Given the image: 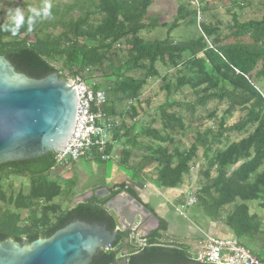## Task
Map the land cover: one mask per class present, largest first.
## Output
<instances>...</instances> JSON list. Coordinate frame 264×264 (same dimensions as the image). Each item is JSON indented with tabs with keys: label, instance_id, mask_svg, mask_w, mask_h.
Segmentation results:
<instances>
[{
	"label": "trees",
	"instance_id": "trees-1",
	"mask_svg": "<svg viewBox=\"0 0 264 264\" xmlns=\"http://www.w3.org/2000/svg\"><path fill=\"white\" fill-rule=\"evenodd\" d=\"M238 1L231 0L238 8L249 4ZM151 4L152 0H71L61 8L51 7L50 16L39 18L31 31L25 25L16 36L2 28L9 21H0V55L30 78L41 79L56 72L60 78L79 76L93 89H102L106 95L103 111L113 122L105 151L113 155L115 145H121L119 166L141 182L147 175L145 168L152 166L155 187H180L202 148L204 163L198 173L205 181L195 192L196 205L206 218L222 221L234 237L264 259V216L251 212L250 207L257 202L264 211V92L258 82L264 74V14L260 19L239 21L233 13L232 24L226 25L228 32L223 34L218 24L197 25L198 11L204 12L206 7L179 4L166 37L149 40L143 38V31L165 25L148 15ZM260 5L264 8V0ZM180 22L196 24L198 35L175 41L170 32ZM122 45L124 56L119 53ZM259 62L260 70L255 71ZM157 63L175 70L174 83L169 74H160ZM98 72L102 81L93 78ZM158 76L166 98L159 111L160 128L152 127L155 120L127 124V117L134 120L139 115L137 106L148 79ZM185 87L195 96L193 101L172 98ZM212 100L226 106L219 119L215 110L208 114L216 129L196 130L190 146L180 148L175 136L186 128L181 107L193 116L197 106L205 107ZM237 110L242 116L226 125V116ZM232 132L242 136L229 142ZM139 137L146 139L140 143L143 151L131 163L129 146H136ZM56 155L49 151L0 164V241L28 244L77 219L96 221L113 231L118 223L104 204L121 192L140 200L133 189L119 184L110 187L106 196L92 193L63 208L55 199L71 198L76 181L51 176L68 163L57 164ZM111 157L105 160L94 155L88 161L104 164ZM11 177L26 178L25 190L15 192L12 183L5 186ZM226 206H231L227 212L223 211ZM146 208L157 217L158 227L141 236L142 244L134 245L128 240L130 233L121 230L112 247L98 249L89 264H202L185 245L160 241L166 238L167 221L148 205ZM23 210L25 217L21 216Z\"/></svg>",
	"mask_w": 264,
	"mask_h": 264
},
{
	"label": "rangeland",
	"instance_id": "rangeland-1",
	"mask_svg": "<svg viewBox=\"0 0 264 264\" xmlns=\"http://www.w3.org/2000/svg\"><path fill=\"white\" fill-rule=\"evenodd\" d=\"M71 0H0V21L8 22V12L11 9L17 7L21 8L25 15L30 13V9L36 8L39 10V6L42 4H50L51 7L59 5L61 8L65 3ZM249 4L246 6H241V8L236 7L231 0H152V4L148 8V15L158 17V23H165V25H157L156 27L145 30L142 32V36L145 39H161L166 37L168 25L176 16V10L179 4H184L187 7H206L204 12L200 11L197 18V25L199 22H206L212 25H219L221 27L222 33L228 32L226 25L232 24V14L236 13L239 21H245L248 19H260L264 14V8L260 5V1L263 0H247ZM238 3L241 5L242 1L239 0ZM196 24H186L185 22H180L176 28L171 30L170 36L175 41L189 40L190 38L198 35V26ZM120 55L124 56L125 51L123 50V45L120 49ZM261 67L260 62L257 64L255 71H259ZM156 68L161 75L169 74L170 81L174 83V73L175 70L165 67L161 63L156 64ZM254 73V72H253ZM100 72L95 74L96 81H102L99 77ZM132 75H136V72H130ZM91 78V79H93ZM94 79V80H95ZM259 87L264 92V74L258 79ZM163 84L160 76L149 78L146 85L142 89L140 103L137 106L138 116L131 120L129 117L126 118V123L130 124L137 122H144L148 124L150 121L155 120L152 125L153 128H160V107L165 102V91L161 90V85ZM175 100H179L183 103L191 102L195 99L192 91L188 88H182L181 92L175 93L173 97ZM226 106L224 104H219L215 100L209 101L205 107H196V112L193 116L189 114L188 111L181 107V112L183 115L185 129L179 131L175 136L176 144L180 148H188L193 142L195 136V131H204L206 128L216 129L215 120L208 118V114L213 110L216 111V119L222 115ZM177 112V108L175 109ZM242 116V112L239 110L235 111L231 116H226V125H232ZM242 135L236 132L230 133V141L238 140ZM139 140L145 142V137H139ZM228 144V143H227ZM120 149V147H119ZM204 163L202 157V148H199L197 152V157L190 163V172L184 177L183 184L176 189L167 188H157L152 183V179L155 177V171L152 166L145 168L146 184L141 185L144 193L148 194L147 205L157 212L159 217H163L167 223H169V230L166 232V242H178L179 244L189 243L191 249L189 250L192 256L198 255L202 250V246L205 241L203 239L206 236L215 235L217 237H230L231 230L225 226L222 221L212 222L204 216L201 208H199L196 203L190 207L179 208V206L186 201L190 195L195 193L205 181L198 173L200 167ZM114 162L112 160L104 164H96L94 162L80 158L79 160L71 163H66L52 172V177H59L61 179L73 178L76 181V186L74 188V195L71 198L60 197L56 198L55 202H60L63 208L72 207L74 204L84 200L89 195L96 194L101 196L100 190L104 183L107 184L112 181V178L116 174L118 168L113 167ZM213 174V173H212ZM140 182V181H139ZM12 183L13 190L16 192L20 188L25 190L27 187V179L24 177H11L6 182ZM105 183V184H106ZM142 184V183H141ZM64 185V184H63ZM108 195V194H107ZM106 196V195H105ZM144 197V196H143ZM177 207V209H176ZM251 212H257L264 215V211L259 207L257 202H252L250 204ZM231 206H226L223 211H228ZM21 216H26V211H21ZM154 224L157 221L154 220ZM143 233L138 232L134 237L130 238L134 245L142 244ZM199 237V238H198ZM137 240V241H135ZM184 245V244H183Z\"/></svg>",
	"mask_w": 264,
	"mask_h": 264
},
{
	"label": "water",
	"instance_id": "water-1",
	"mask_svg": "<svg viewBox=\"0 0 264 264\" xmlns=\"http://www.w3.org/2000/svg\"><path fill=\"white\" fill-rule=\"evenodd\" d=\"M76 111L73 80L56 72L30 78L0 55V164L61 152L72 134ZM122 193L104 204L117 220L113 231L77 219L28 244L6 239L0 241V264H89L98 249L112 247L119 231L135 229L148 214L139 201Z\"/></svg>",
	"mask_w": 264,
	"mask_h": 264
},
{
	"label": "built area",
	"instance_id": "built-area-1",
	"mask_svg": "<svg viewBox=\"0 0 264 264\" xmlns=\"http://www.w3.org/2000/svg\"><path fill=\"white\" fill-rule=\"evenodd\" d=\"M66 79L75 82L77 111L72 134L64 149L57 153L56 163H71L80 158L88 160L94 155L108 159L112 155L105 150L113 122L103 111L106 103L105 92L102 89H93L79 76ZM196 202L197 196L193 193L179 208L190 207ZM195 260L202 264H264V259L253 254L236 237L214 235L207 236Z\"/></svg>",
	"mask_w": 264,
	"mask_h": 264
},
{
	"label": "crops",
	"instance_id": "crops-1",
	"mask_svg": "<svg viewBox=\"0 0 264 264\" xmlns=\"http://www.w3.org/2000/svg\"><path fill=\"white\" fill-rule=\"evenodd\" d=\"M117 116H119L118 114L116 115V119H117ZM126 121V120H125ZM137 141H138V144H136V146H129L130 147V149L133 151V155H132V159H131V163H132V161H137V157H138V155H140L141 153H142V151L143 150H141V142H143V140H139V139H137ZM119 147H120V149H121V145H119V144H117V145H115V147H114V149H113V155H112V161L114 162V166L113 167H117L118 169V171L117 172H115L116 174L114 175V177L112 178V181L110 182V183H104V185L103 186H105V187H102L101 188V190H100V193H101V196H105V195H107L109 192H108V189L110 188V187H112V186H114V185H119V184H124L126 187H128V188H131V189H133L136 193H137V195H138V197L140 198V200L142 201L141 202V204L145 207L146 205H147V202H145L147 199H148V194H145L143 191H144V189L142 190L141 188H142V186L143 185H145L146 184V179L147 178H145L144 177V182H141L140 180H137V178H133V175L132 174H130L128 171H125V170H123L120 166H119V162H118V156H119V152H120V149H119ZM103 164V163H102ZM145 171V170H144ZM140 181V182H139ZM142 183V184H141ZM142 185V186H141ZM90 196V195H89ZM144 196V197H143ZM147 197V199H144V198H146ZM177 208V207H176ZM155 213L157 214V212L155 211ZM257 213V212H256ZM258 215H261L260 213H257ZM158 215V214H157ZM153 218H152V217ZM159 216V215H158ZM261 216H264V215H261ZM144 217H149V219H147V222L142 226V232L144 233V231H146V229H147V227L149 226V224L151 223V224H153L154 226V228H156V226H157V224L155 225L154 224V220H155V217L151 214V213H149V214H146V216H144ZM161 217V216H160ZM161 218H163V217H161ZM164 219V218H163ZM168 224V227H167V232H168V230H169V223H167ZM231 232V234L233 235V233H232V231H230ZM167 234V233H166ZM165 234V235H166ZM215 236V235H214ZM230 237H234V235L233 236H230ZM199 238V237H198ZM206 238H207V236L203 239V241L202 242H204L205 240H206ZM182 244H184L185 245V243H182ZM186 245L188 246V249L190 250L191 249V247L189 246V243H186ZM252 247H253V245H252ZM197 256V255H196ZM195 256V257H196Z\"/></svg>",
	"mask_w": 264,
	"mask_h": 264
},
{
	"label": "clouds",
	"instance_id": "clouds-1",
	"mask_svg": "<svg viewBox=\"0 0 264 264\" xmlns=\"http://www.w3.org/2000/svg\"><path fill=\"white\" fill-rule=\"evenodd\" d=\"M50 9V4H45L40 10L32 8L30 9V14L27 17L21 8L17 7L15 9H11L8 12L9 22L4 24L2 28L4 31L10 32L13 36H16L20 29L25 25L27 26V29L31 31L39 18L51 15Z\"/></svg>",
	"mask_w": 264,
	"mask_h": 264
},
{
	"label": "flooded vegetation",
	"instance_id": "flooded-vegetation-1",
	"mask_svg": "<svg viewBox=\"0 0 264 264\" xmlns=\"http://www.w3.org/2000/svg\"><path fill=\"white\" fill-rule=\"evenodd\" d=\"M124 193V192H123ZM122 193V194H123ZM137 200V199H136ZM137 201H139L140 203L142 202L141 200H137ZM145 208H146V206H145ZM146 210H147V212H148V214L149 213H151L149 210H148V208H146ZM154 217H155V220L157 221V226H156V228L158 227V219H157V217L155 216V214H153V213H151ZM152 217V216H151ZM153 218V217H152ZM147 219H149V217H145L144 218V221H142L140 224H137L136 226H135V229H133V230H129L128 232L130 233L129 234V238H128V240L130 241V238H137V237H134V235H137L138 234V232H141V233H143L141 230H142V226L147 222ZM83 221H85V220H83ZM138 221H139V219H138ZM88 222V221H87ZM91 222H93V221H91ZM96 222V221H95ZM154 225L153 224H149V226L147 227V229H146V231H144V233L142 234V236H145V235H147L148 233H150L152 230H154V229H156V228H154L153 227ZM164 238V237H163ZM132 240V239H131ZM160 240V239H159ZM135 241H137V240H135ZM160 241H162V242H166V241H164V239H161Z\"/></svg>",
	"mask_w": 264,
	"mask_h": 264
}]
</instances>
